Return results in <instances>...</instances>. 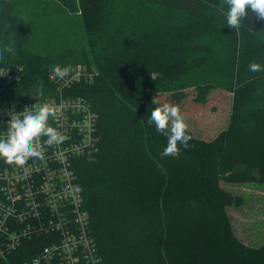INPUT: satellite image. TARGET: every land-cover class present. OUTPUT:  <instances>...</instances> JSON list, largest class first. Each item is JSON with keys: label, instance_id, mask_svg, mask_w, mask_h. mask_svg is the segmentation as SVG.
Masks as SVG:
<instances>
[{"label": "trees", "instance_id": "1", "mask_svg": "<svg viewBox=\"0 0 264 264\" xmlns=\"http://www.w3.org/2000/svg\"><path fill=\"white\" fill-rule=\"evenodd\" d=\"M114 1L118 0H0V66L23 68L22 79L7 91L6 102L9 99L19 106L44 93H54L55 85L48 77L53 70L49 60L41 54L27 52L25 47L32 26L25 17L23 6L29 4L32 16L36 15V6L37 11L44 13L47 8L59 13L71 10L83 27L86 41L79 60L87 71L97 72L91 80L73 83L64 90V95L85 98L98 115L95 126L97 150L86 151L75 158L72 169L82 188L83 209L89 215L90 232L102 264H176L175 245L190 254L184 264H264V246L252 248L238 241L226 212L231 200L227 195L222 198L221 193L219 196L215 193L220 191L218 179L225 177L223 169L228 152L233 151L243 137L255 133L250 125L242 124L249 120L242 117L239 109L254 103L259 112L252 113L250 119L264 115V104H261L264 92L256 93L258 85H263L264 91V71H250L248 80L240 78L249 69L241 60L245 58L246 41L250 34L264 33V21L258 20L250 10L242 21L238 36L242 53L231 61L236 79L232 72L229 80L234 79L226 84L222 78H210L213 75L207 74L190 79L188 84V87L197 89L195 100L199 103L205 102L206 93L211 89L219 86L231 88L234 84V117L228 130L211 143L192 138L187 149L180 146L178 154L162 157L167 138L158 133L154 125L147 123L151 110L158 106L152 104L149 97L152 92L171 91L172 100L179 103L183 94L177 93L174 85L172 89L165 87L179 81L181 74L175 70L174 60L164 65L149 54L152 46L157 48L162 43L161 34H155L154 39L150 31L143 32L141 37L136 32L124 37L123 33L116 35L108 30ZM143 1L154 6L157 13L160 6L172 13L183 11L190 14L187 24L176 28L182 32L169 41L184 52L190 46L188 37L208 27L204 25L206 21L197 20L198 15L206 13L208 3L220 7L221 0ZM210 10L216 15L214 18L224 21L217 7ZM230 30L229 36L236 37L235 29ZM7 45H11L14 51L5 52ZM114 50L118 51L115 58L117 68H121L123 58L126 60L125 75L113 68ZM258 60L261 61L257 63L264 67V60L257 57ZM133 70L140 74L136 84L127 80ZM152 72L161 75L152 81L150 88H144ZM41 88L42 93L38 91ZM233 174L231 178H234ZM208 226L206 232L216 227L221 233L220 242L213 246L205 242L201 247L206 250L190 251L191 246L199 244L195 238L191 242L188 236L204 232L202 230ZM182 234L184 240L179 241ZM41 239L24 240L22 247L32 249V252L22 255L23 251L19 250V253L0 260V264H17L29 259L41 248ZM184 253V256L188 255Z\"/></svg>", "mask_w": 264, "mask_h": 264}, {"label": "rangeland", "instance_id": "2", "mask_svg": "<svg viewBox=\"0 0 264 264\" xmlns=\"http://www.w3.org/2000/svg\"><path fill=\"white\" fill-rule=\"evenodd\" d=\"M114 3L108 30L116 35L123 33L124 37L132 32L139 33L137 36L141 37L143 32L150 31L152 34H149L154 39L156 38L155 34H161L162 43L157 48L152 46L148 52L164 65H168L167 61L174 60L175 65L173 66L181 74L179 81L168 83L165 87L172 89L174 85L175 89H181L177 90V93L183 94L179 97V103L172 100L171 91L152 92L150 100L157 98L160 103L169 102L179 105L181 114L188 124V133L191 137L205 143L215 141L228 130L233 120L236 87L234 88L233 84L231 88H220L219 86V88L211 89L206 93L205 102L199 103L195 100L197 89L193 86L188 87V84L190 79L194 77L198 79L207 74L213 75L210 78L214 76L222 78L226 84L234 78L236 79L237 75L231 69V61H233V57L241 56L242 51L240 52L239 48V34L236 37L229 36L231 30L227 27L224 15L227 11L224 0L220 1V7L208 3L206 13L198 15L199 19L197 20L206 21L204 25H208V27L201 28L200 31L193 33L196 35L188 37L190 46L184 52L174 44H170L169 41L173 36L182 32L176 28L186 25L190 14L183 11L172 13L169 9L160 6L157 7L159 10L157 13L154 6L150 7L149 3L143 0H118ZM216 7L221 11L224 21L214 18L216 15L210 8L216 9ZM35 10L36 15L32 16L29 4L23 6L25 17L32 26V33L25 44L27 52L31 51L32 54L45 56L52 69L64 67L62 69L69 68L68 71H71L77 66L85 65L79 58L81 51L86 48V41L83 36V27L76 18V14L69 9L59 13L55 9L47 8L44 13L37 11L36 6ZM246 42L248 46H245L246 48L243 50L246 52H244L245 58H241L242 64H247L249 67L250 63L261 61H256L257 57L264 60V33L252 36L250 34ZM155 49L159 51H155ZM178 49L179 53H177ZM113 52L115 53L113 68L117 73L125 75L126 60L123 58L121 68H117L115 58L118 51L114 50ZM232 72L234 78L229 80ZM249 73H251L249 69H246L240 77L241 80H248ZM127 80L136 84L140 80V74L133 70ZM151 84L152 80L149 76L144 88H150ZM138 87L142 88L141 85ZM262 87L263 85L256 87L258 95L264 92ZM253 104L239 110L242 117L249 120L243 121L242 124L250 125L251 131L255 133L243 137L237 143L236 148L233 147V151L228 152L229 155L224 161L223 169L225 177L218 179L217 187L220 191L216 190L215 193L218 196L221 193L222 198L227 195L231 200L230 206L226 207V212L230 219L232 232L238 241L246 246L259 248L264 246V115L250 119L252 113L259 112ZM261 104L263 105L264 102ZM244 106L245 103L242 107ZM229 171H231L230 174ZM232 174L234 178H231ZM186 185L188 184L186 183ZM209 228L210 226L203 229L204 232L196 230L199 233L188 236L191 242L195 238L196 244H199V246H191L190 251L206 250L205 247H201L205 242L210 243V246L220 242L221 233H218L216 227H212L206 232ZM183 234L179 237V241L184 240ZM184 252L188 255L184 256ZM189 255L186 249L175 245L176 264H184L188 261Z\"/></svg>", "mask_w": 264, "mask_h": 264}, {"label": "built area", "instance_id": "3", "mask_svg": "<svg viewBox=\"0 0 264 264\" xmlns=\"http://www.w3.org/2000/svg\"><path fill=\"white\" fill-rule=\"evenodd\" d=\"M0 70L6 73L0 77V135L6 132L9 113L50 103L59 112L49 124L67 137L59 145L46 147L42 158L29 159L23 167L0 159V260L19 250L22 255L31 253L32 249L22 247L23 241L40 237L41 248L17 264H102L89 215L83 209L82 188L72 169L75 158L97 150L98 115L85 98L64 95L73 83L91 80L97 72L77 66L61 76L53 69L48 77L55 85L54 93L15 106L9 99L6 102V93L21 81L23 68Z\"/></svg>", "mask_w": 264, "mask_h": 264}, {"label": "clouds", "instance_id": "4", "mask_svg": "<svg viewBox=\"0 0 264 264\" xmlns=\"http://www.w3.org/2000/svg\"><path fill=\"white\" fill-rule=\"evenodd\" d=\"M227 5L226 16L227 27L235 29L236 34L242 27V21L249 14V10L258 20L264 21V0H224ZM5 52H13L11 45L4 48ZM2 58V54H0ZM61 76L66 75L68 69H56ZM249 71L256 73L264 71L259 63L249 64ZM4 70H0V77L5 76ZM160 73L152 72L149 76L152 81L160 77ZM42 93V88L39 89ZM152 104L158 105L151 110L147 123L154 125L155 130L166 135L167 145L161 156L176 155L180 146L185 149L189 147L192 139L188 133V124L181 114L179 105L169 102L160 103L157 98ZM59 109L50 103L34 104L25 107L20 112L9 113L6 132L0 135V159L9 165L23 167L29 159L43 157L46 147H52L63 143L67 137L55 127L50 126V118L57 119Z\"/></svg>", "mask_w": 264, "mask_h": 264}]
</instances>
